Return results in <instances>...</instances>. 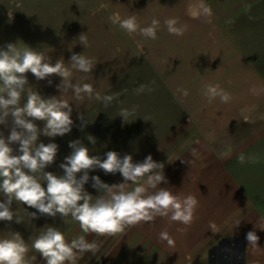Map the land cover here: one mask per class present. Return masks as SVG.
Here are the masks:
<instances>
[{"label":"crops","instance_id":"obj_1","mask_svg":"<svg viewBox=\"0 0 264 264\" xmlns=\"http://www.w3.org/2000/svg\"><path fill=\"white\" fill-rule=\"evenodd\" d=\"M201 4L210 7L211 15L194 18L189 9ZM9 10L14 12L11 21ZM116 12L122 18L135 16L140 28L157 19V39L146 38L139 30L128 34L120 29L110 19ZM169 18H175L177 26H187L182 36L169 34L164 23ZM8 43H17L21 50L30 46L53 63L63 59L73 83L94 88L92 98L82 94L78 99L70 89L60 92L58 75L38 81L26 74V94L38 91L72 107L74 125L69 134L39 137L38 143L59 145L55 162L45 171L62 175L59 165L72 151L69 142L80 140L90 154L102 159L107 151L131 154L134 162L150 154L164 164L168 183L158 187L181 199L193 195L198 201L187 226L157 216L126 226L112 241L106 240L107 234H96L91 241L93 234L89 242L97 243V254L85 253L75 264L79 260L82 264H264V231H257L260 240L255 248L244 238L254 225L264 223V0H0V47ZM73 53L90 58L92 71L73 68L69 64ZM141 84L152 91L138 94ZM209 85L231 93L230 102L222 103L219 96L209 102L205 95ZM185 89L187 97L178 91ZM95 93L114 98L105 105ZM121 109H134L125 122L119 116ZM81 114L89 122L83 130ZM35 123L43 129V121ZM0 133L7 137L10 127L0 125ZM12 147L16 150L19 145ZM89 176H99L109 185L123 182L119 173L100 169ZM140 183L147 187V177ZM91 185L90 179L85 190L92 196L104 194ZM132 187L129 184L125 190ZM12 209L22 222L0 221V237L20 233L29 249L25 264H44L31 244L47 227L59 229L67 241L83 232L71 217L67 223L59 215L38 214L32 219L30 213L36 210L15 200ZM162 231L169 234L172 245L160 239ZM106 243L116 249L112 261L106 259Z\"/></svg>","mask_w":264,"mask_h":264},{"label":"clouds","instance_id":"obj_2","mask_svg":"<svg viewBox=\"0 0 264 264\" xmlns=\"http://www.w3.org/2000/svg\"><path fill=\"white\" fill-rule=\"evenodd\" d=\"M19 7V5H17ZM102 7H108L107 4ZM201 13L211 15L210 7L201 4L192 6L189 14L194 18ZM11 10L8 11L9 21L13 19ZM113 24L128 34L138 30L146 38L157 39L159 21L153 18L151 24L140 28L135 16L122 18L118 12L110 17ZM170 35L182 36L187 26H177L175 18L164 21ZM81 44L86 46L83 34L79 36ZM142 50V45H138ZM215 59V58H212ZM71 66L82 72L93 69V61L83 53H73L70 57ZM39 80H45L53 75L62 78L57 85L60 92L72 90L76 98L86 94L89 98L94 95L91 84L73 83L69 77L70 71L65 67L63 59L52 62L43 52L32 47L23 50L17 43H8L0 47V125L10 127V134L5 137L0 133V193L4 199L0 200V221L21 223V219L12 209L13 201H18L28 208L32 219L39 215L55 218L59 215L63 222L67 218L77 221L85 233L97 235H114L122 232L126 226L140 222L153 221L157 216L168 217L171 221L180 222L187 226L193 222L198 201L193 195L182 199L165 187L167 184L164 174V164L157 162L149 154L142 162H134L131 154L121 156L116 151H107L102 159L98 155L90 154V149L82 141L69 142L71 153L59 165L62 175L54 174L45 169L51 166L57 157L59 145L55 142L47 144L39 142L41 135L54 138L63 137L72 131L74 121L71 105L58 97L44 98L38 91L26 94L28 85L27 73ZM51 84V80L48 81ZM152 91L141 84L137 93ZM181 91L184 97L188 91ZM205 95L209 102L219 96L222 103L232 99L231 93L218 89V86H207ZM97 100H103L105 105L111 103L113 96L101 97L95 93ZM23 100V103L21 101ZM134 109H121L119 116L127 121ZM81 130L89 122L81 114ZM244 119L247 121L248 117ZM35 121H43L40 129ZM88 140L95 144V138L89 135ZM18 144L14 150L12 145ZM184 162V161H183ZM243 163V156L240 157ZM103 170L105 174L119 173L123 182L107 184L99 176H89L90 171ZM147 177V187L140 180ZM41 177L44 183H41ZM91 179L92 187L103 195L92 196L85 190V184ZM131 184V190H125ZM46 185V186H45ZM149 189H152L150 191ZM209 227L215 230V224ZM264 231V223L254 225L245 234L246 243L254 248L258 246L260 237L257 231ZM160 239L172 245L173 241L166 231H162ZM97 245L89 242L84 236L66 240L65 235L56 227L49 226L46 231L32 241L31 248L40 254L44 264H75L77 254L94 252ZM29 249L20 233L15 232L9 237H0V264H25V257Z\"/></svg>","mask_w":264,"mask_h":264},{"label":"rangeland","instance_id":"obj_3","mask_svg":"<svg viewBox=\"0 0 264 264\" xmlns=\"http://www.w3.org/2000/svg\"><path fill=\"white\" fill-rule=\"evenodd\" d=\"M93 234H94V233H85V232L77 233L76 235H74L73 237H71V239H69V242H70L71 240H73V239H77V238H79L80 236H84V237L89 241V240H91V239L93 238ZM95 235H96V234H94V238H93L91 241L97 239V235H96V236H95ZM113 236H114V235H110V236L107 235V236H106V237H107L106 240L109 241V239H110V241H112V240L114 239ZM91 241H90V242H91ZM95 244L97 245V243H95ZM101 244H102V243H101ZM106 245H107V249H105L106 259H109V260L112 261L113 256H114V252H115L116 249H114L115 247L113 246V243H106ZM98 249H99V248H98V245H97L95 251H94V252H91V254L96 255ZM88 253H89V252H88ZM88 253H86V254H88ZM77 257H80L81 259H82L83 257L85 258V253L82 254V255H81V254H77ZM81 261H82V260H79V262H78L77 264H82Z\"/></svg>","mask_w":264,"mask_h":264}]
</instances>
